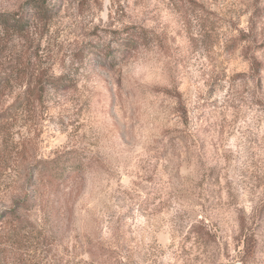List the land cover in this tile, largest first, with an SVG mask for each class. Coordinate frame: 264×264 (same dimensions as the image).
Here are the masks:
<instances>
[{
	"label": "clouds",
	"instance_id": "9594fccd",
	"mask_svg": "<svg viewBox=\"0 0 264 264\" xmlns=\"http://www.w3.org/2000/svg\"><path fill=\"white\" fill-rule=\"evenodd\" d=\"M0 264H264V0H0Z\"/></svg>",
	"mask_w": 264,
	"mask_h": 264
},
{
	"label": "rangeland",
	"instance_id": "374dc122",
	"mask_svg": "<svg viewBox=\"0 0 264 264\" xmlns=\"http://www.w3.org/2000/svg\"><path fill=\"white\" fill-rule=\"evenodd\" d=\"M102 8H103V6L101 5V10H102ZM124 179H125V182L127 183L128 182V178L125 177ZM137 222L140 223V224H142L143 223V220L138 218V221Z\"/></svg>",
	"mask_w": 264,
	"mask_h": 264
}]
</instances>
